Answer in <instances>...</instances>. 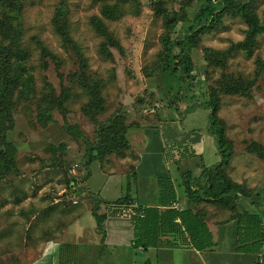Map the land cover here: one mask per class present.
I'll return each instance as SVG.
<instances>
[{
    "label": "rangeland",
    "instance_id": "obj_1",
    "mask_svg": "<svg viewBox=\"0 0 264 264\" xmlns=\"http://www.w3.org/2000/svg\"><path fill=\"white\" fill-rule=\"evenodd\" d=\"M22 1L24 42L32 52L31 63L34 65L33 73L38 88L41 89L45 81H50L59 90L61 78L58 71L66 75L69 70L76 68L73 51H67L63 47L52 25L56 9L63 1L69 8L72 35L87 56L92 71L105 83L103 92L108 110L101 118H106L119 108L127 109L130 119L135 118L141 123V128L152 132L149 136L151 143L148 153L142 154V159L146 161L140 166L143 169L134 164L139 159V149L147 140L143 129L137 128L134 131L136 127H131L130 132L128 131L131 148L127 155H113L103 161L94 160L89 165L90 176L86 182V191L80 190L73 195L67 191L64 167L53 165V156L58 151L56 155L68 161L69 176L78 177L86 173V168L79 163V157L85 153L84 143L67 130L68 125L77 124L89 139L94 138L95 126L81 109L86 97L76 96L75 93L80 90L75 89L74 97L68 104L70 112L65 117L59 111H53L55 121L47 125L37 119L35 104L20 105L15 114V126L10 132V140L16 148L14 166L8 176L0 180V264H29L40 255L47 240H61L65 229L77 217L82 216L81 221L94 222L90 210L96 201H114L127 194L137 196L136 199L141 204L146 200L151 201L150 198L157 193L158 184L153 175L176 172L174 159L180 158L182 165H195L194 162L201 158L206 164L217 162L216 142L207 130L209 111L198 106L190 110L191 104L207 98L206 85L212 83V79L220 73L207 66L202 48L211 46L221 49L230 46L244 38L246 29L240 17H225L221 27L205 33L199 47L191 52L194 85L187 92L188 96L172 102L173 91L167 92L166 83L158 77L157 66L163 48L161 34L164 27L162 18L154 12L155 0H139V4L126 3L114 19L101 14V3L96 0ZM165 2L168 7L173 4L176 8L180 7L179 0ZM255 4L262 16L264 0H256ZM93 16L102 18L122 49L110 46L111 56L101 52L104 39L91 24ZM35 36L62 58V65L58 70L50 59L48 68L41 66L40 50L33 40ZM258 57L264 59V34L259 36L258 44L250 57L242 51L234 54L230 59V70L254 75ZM207 73L211 74L208 80ZM139 98L145 100L139 102ZM149 105H156V108L154 107L153 112H148V119L140 117ZM218 115L225 120L227 134L235 143L234 156L228 167L231 177L254 189L253 191L264 187V161L246 150V141L256 140L264 144V70L251 98L224 96ZM176 141L181 142L174 144L176 148L170 149L172 142ZM166 162L169 170H165ZM76 163L81 165L80 170ZM152 180H156V187L151 185ZM136 184L142 188L139 193L135 190ZM68 201L72 205L66 206L68 208L65 211L53 210L45 215L49 206L55 203L66 204ZM62 206L65 207L60 204ZM249 208L253 209L251 205ZM236 227L234 221L225 224V228L229 230L226 238L220 241L219 248L224 247L221 249L222 254H226L228 238L234 235ZM254 257L250 264H258L256 261L261 258L264 264V253L261 258ZM223 259L219 262L238 264L231 260L229 254L224 255Z\"/></svg>",
    "mask_w": 264,
    "mask_h": 264
},
{
    "label": "trees",
    "instance_id": "obj_2",
    "mask_svg": "<svg viewBox=\"0 0 264 264\" xmlns=\"http://www.w3.org/2000/svg\"><path fill=\"white\" fill-rule=\"evenodd\" d=\"M96 1L101 3V14L109 19L116 18L124 4H139V0ZM179 1V8L174 7V4L168 7L165 0H155L153 4L154 12L162 18L164 27L161 34L163 48L157 66L158 77L166 83L167 92L173 91L172 102L188 96L187 92L194 85L191 52L199 47L203 35L221 27L225 17H240L246 25L244 38L230 46L221 49L203 46L202 56L207 66L220 73L212 79V83L206 85L207 98L190 106V110L198 106L209 111L207 130L215 139L219 160L206 164L201 158L194 162L195 165H182L180 158L174 159L177 171L172 173L173 179L171 176L157 179L158 206L135 205L127 194L114 201H97L91 211L96 219L97 229L103 235L107 213L99 212L101 202L107 205V212L128 217L134 230L132 242L136 247H157L162 235L171 233L186 235L193 247L203 250L215 245L206 222L207 212L204 206L212 204L228 211L227 221L236 222V251L261 253L264 246V187L253 191L254 189L231 177L228 167L234 156L235 143L227 134V124L218 115V111L224 96L251 98L253 95L257 80L264 70V59H256L254 75L230 70V59L238 51L248 57L253 54L259 36L264 34V14L259 15L256 0ZM68 14L69 8L61 1L52 18V25L63 47L67 51H73L76 68L69 70L66 75L58 71L61 78L59 90L50 81H45L39 89L33 73L34 65L31 63L32 52L24 42V3L22 0H0V180L8 176L14 166L16 148L10 140V132L15 126L17 108L22 104H35L37 119L47 125L55 121V110L66 117L70 112L68 104L74 97V90L79 89L80 92L75 95L86 97L81 109L95 126L94 138L89 139L77 124L68 125L67 130L84 143L85 153L79 157V163L86 168V173L78 177L69 176L68 161L58 157V151L53 156V165L64 167L67 191L75 195L80 190L86 191V182L90 176L89 165L94 160H108L113 155L125 157L131 148L129 129L142 125L135 118L130 119L129 110L123 108L101 118L108 110L103 92L105 83L92 71L87 56L72 35ZM91 24L103 36L101 52L111 56L110 46L122 49L102 18L93 16ZM33 40L40 50L41 66L48 68L50 59L58 70L62 65V58L39 37L35 36ZM209 78L211 74L207 73L206 80ZM144 100L145 98L138 99L139 102ZM154 107L156 105L146 106L140 117L148 119L147 114L153 112ZM173 148L176 145L170 146V149ZM246 150L264 161L263 143L246 141ZM79 163H76V167L80 170ZM179 199L186 201L185 208L175 206ZM60 204L65 207H60ZM70 204L72 205L71 201L66 204L55 203L45 210V215L53 210L65 211ZM250 205L253 209L249 208ZM75 248L74 244L60 243L59 264H76Z\"/></svg>",
    "mask_w": 264,
    "mask_h": 264
},
{
    "label": "crops",
    "instance_id": "obj_3",
    "mask_svg": "<svg viewBox=\"0 0 264 264\" xmlns=\"http://www.w3.org/2000/svg\"><path fill=\"white\" fill-rule=\"evenodd\" d=\"M137 128L144 130L145 139L147 140L145 145H143L142 148L140 147L141 149H139L138 154L139 159L136 164H134L140 167L143 162H146L142 159V154L148 153L151 143L149 136L152 131L150 129L141 128V126L134 128V131H137ZM131 129L132 128L129 129V132ZM179 142L181 141L172 142V145ZM217 156L219 160V155ZM165 166V170H169L167 162ZM140 168L143 169V167ZM162 174L166 176H158ZM168 176H171L172 179L174 177L171 172L156 173L153 175L156 179ZM150 183L155 186L156 180H152ZM156 188L157 193L150 198L151 201L146 200L142 205H159L158 184ZM135 190L139 193L142 191V188L139 184H136ZM136 197L137 196H131L134 204H141ZM185 202L186 201L179 199L175 206L183 209L185 208ZM87 206L89 207L90 205ZM204 206L207 212L206 222L213 235V241L215 242V245L211 248L198 250L192 246L186 235H175L171 233L163 234L157 247L148 249L136 247L132 242L134 230L130 219L120 216L119 214H113L110 211L107 212V205L101 202L99 212L107 213V218L104 222V235L98 231L94 216L95 221L91 223L86 220L81 221L82 216H79L65 229V233L61 240L56 238L47 240L42 246L40 255L29 264H59V246L62 242L76 245L74 249L76 264H226L223 261L219 262V260H224L223 256L228 254L231 260H234V262L238 264H250L252 258H255L254 256H260L259 258H261L264 253V246L261 253H243L236 251V229L234 235L228 238L227 244H229V246L225 250L226 254H222L221 249L224 247H219L220 241L226 238L225 235L229 230L225 228V224L230 222L227 221L229 216L228 211L212 204H206ZM90 212L92 214L91 210ZM231 221L233 222L234 220ZM261 259L257 260L256 263L262 264L263 260Z\"/></svg>",
    "mask_w": 264,
    "mask_h": 264
},
{
    "label": "built area",
    "instance_id": "obj_4",
    "mask_svg": "<svg viewBox=\"0 0 264 264\" xmlns=\"http://www.w3.org/2000/svg\"><path fill=\"white\" fill-rule=\"evenodd\" d=\"M77 166V165H76ZM72 171V170H71ZM76 201V200H75Z\"/></svg>",
    "mask_w": 264,
    "mask_h": 264
}]
</instances>
